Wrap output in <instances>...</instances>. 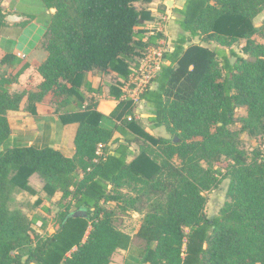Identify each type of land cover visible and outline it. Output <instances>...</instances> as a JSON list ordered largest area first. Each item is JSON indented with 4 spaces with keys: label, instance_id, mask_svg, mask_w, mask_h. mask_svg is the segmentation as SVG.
<instances>
[{
    "label": "trees",
    "instance_id": "obj_1",
    "mask_svg": "<svg viewBox=\"0 0 264 264\" xmlns=\"http://www.w3.org/2000/svg\"><path fill=\"white\" fill-rule=\"evenodd\" d=\"M148 1L41 0L55 11L46 24L47 57L37 67V89L10 92L6 83L12 79L0 82V264H109L131 242L114 207L142 213L135 232L143 243L142 262L264 264V154L258 149L248 159L232 127L236 109L245 107L242 129L264 134V17L258 26L253 21L264 0H185L177 10L181 33L163 51L150 79L154 87L147 84L138 93L152 113L149 125L163 126L171 137L145 130L136 104L119 88L141 52L164 39L161 32L145 37L136 29L151 19L136 3ZM5 15L0 5V28ZM241 39L250 59L231 47ZM92 70L123 80L109 85L117 104L107 115L80 90L84 85L101 92L102 84L94 89L84 80ZM48 92L56 111L75 106L61 115L63 123H78L73 157L52 147L5 146L7 111L18 109L24 95L34 104ZM104 118L115 121L112 129L100 125ZM115 131L123 141L113 139ZM133 142L139 150L128 161ZM34 173L48 196L60 193L57 228L44 235L34 228L36 219L11 205L17 189L36 194L28 183ZM221 175L227 200L208 217L203 193ZM110 201L116 205L106 206ZM39 227L45 230L46 223Z\"/></svg>",
    "mask_w": 264,
    "mask_h": 264
},
{
    "label": "crops",
    "instance_id": "obj_2",
    "mask_svg": "<svg viewBox=\"0 0 264 264\" xmlns=\"http://www.w3.org/2000/svg\"><path fill=\"white\" fill-rule=\"evenodd\" d=\"M184 2L185 0L137 2L136 5L138 7H144L150 11L151 19L145 20L136 29L143 30L145 37L155 32H161L164 35V39H157L156 46L171 49L173 40L181 33L178 22L181 16L177 10L182 8ZM0 5L6 14L5 25L0 28V82L12 79L9 83H6L10 92L35 91L37 84L41 80L37 67L47 57V51L43 47L46 24L55 9L45 8L41 0H0ZM260 14L253 19L254 24L257 26L261 24L264 17H261L260 23H256ZM185 35H188V33L186 32ZM193 39L192 42L198 41V39ZM23 66L25 67L21 70ZM84 80L89 82L94 89H97L102 84L100 93L89 92L84 85L80 87V90L85 95V101L93 98L97 102V110L107 115L117 104V100L109 94V85H113L117 81L120 83L123 80L114 72L102 74L97 70L86 72ZM123 85L122 83L119 86L121 90ZM151 86L154 87V85ZM139 102L148 111L146 114L148 120V117L152 115L150 108L145 105L143 100ZM55 108L51 92H48L40 101L34 104H30L27 95H24L18 109L7 111L10 133L5 141V146L32 145L39 148L52 147L59 150L66 157H73L75 154L74 137L78 123H63L61 115L65 110L75 109V106L71 104L57 111ZM100 125L112 129L115 121L104 118L101 120ZM114 138H119V141H123L122 135L117 131L113 134ZM116 145L117 143L113 147ZM130 148L132 147L130 146ZM1 149L2 146H0ZM134 155L136 154L129 155L127 160H131ZM28 183L36 190V194L33 195L25 190L17 189L13 193L14 200L11 205L21 209L29 218L36 219L37 222L38 215L44 210L48 211L50 201L58 200L60 193L56 192L53 196H48L43 191V182L36 173L29 177ZM38 198L42 199L40 204L35 203ZM114 205H116L115 202ZM29 209H31V216L28 212ZM124 211L138 214L134 210L126 209ZM38 223L39 227L42 221H38ZM139 223L140 221L137 222L133 234L129 233L126 228L119 226L121 230L130 234L131 242L127 249H117L113 253L109 264H149L142 262L143 243L141 239L135 236ZM55 229H49L47 225L45 228L48 233H52ZM138 242L141 243L139 247H137Z\"/></svg>",
    "mask_w": 264,
    "mask_h": 264
},
{
    "label": "rangeland",
    "instance_id": "obj_3",
    "mask_svg": "<svg viewBox=\"0 0 264 264\" xmlns=\"http://www.w3.org/2000/svg\"><path fill=\"white\" fill-rule=\"evenodd\" d=\"M264 16V10L261 12L259 18L256 20V23H260L261 22V17ZM260 19V20H259ZM193 40H197L193 39ZM255 40L259 41V42H263L262 40H260L257 36L255 37ZM197 42V41H196ZM244 44V40H238L236 42H234L232 44V49H234V51L239 54L244 56L247 59H250L249 56H247V54H244L242 52V45ZM208 47H213L214 42L212 43H208L207 44ZM226 53L228 54L230 61L234 62L235 61V57L231 56L229 53V47L228 46H222ZM152 49L154 50H158L160 49L161 51H163V47H157V46H148L146 47L142 52H141V56L137 57V62L138 65L140 64H145V71L142 74H138L137 76V82L141 83V85H144V83H148L149 79L152 75L151 70L148 68L149 62L146 59L147 54H149ZM34 85V84H33ZM153 85V83L151 84ZM123 89L125 88L124 86L122 87ZM141 102L137 101L136 103V108H135V115L137 116V119L140 121V123L142 124V126L145 128V130H147L149 133H151L152 135L156 136V137H171V134L163 127H151L148 123L147 120V113L148 111L146 110L145 106L143 104H140ZM143 114V115H142ZM247 114L246 108L245 107H239L236 109L235 112V121L232 124V127L238 132V140H239V146L240 148L244 151L245 156L249 159L252 154L253 151L255 150H260L262 154H264V134L263 133H258V134H252L249 133L247 130L242 129L243 127V122H242V118H244ZM142 115V116H141ZM130 146L132 148L131 151L132 153L130 154V156L132 154H136L139 150V147L136 143H131ZM226 185H227V179L223 177V175L219 176V181L217 182V184L214 186V188L208 190V191H204V195L206 196L207 202H206V206H205V213L208 217H213L215 215H217L219 213V209L221 208V206L223 205V203L227 200L226 198ZM128 190H130V188H126L124 187L121 191L122 193H125L126 195H128L130 192H128ZM57 201L58 200H51L49 203V207H48V211L44 210L42 211L39 215L37 220L38 221H42L45 222L46 225L48 226L49 229L52 228H56L57 226V219L55 217L56 215V210L58 209L57 206ZM111 203V204H110ZM108 207H113L114 202L110 201L108 204H106ZM115 208V212H116V223L118 224V226H122L121 228H126V230H128L129 233L133 234V230H135L137 222L140 221L142 219V213H128L126 211H124V209H120L118 207H114ZM29 215L31 216V209L28 210ZM38 221L36 222V224L34 225L35 229L41 234L44 235L45 233H47L46 230H41L40 227H38L37 224ZM136 243V241H135ZM140 242L137 243V247L140 246Z\"/></svg>",
    "mask_w": 264,
    "mask_h": 264
},
{
    "label": "built area",
    "instance_id": "obj_4",
    "mask_svg": "<svg viewBox=\"0 0 264 264\" xmlns=\"http://www.w3.org/2000/svg\"><path fill=\"white\" fill-rule=\"evenodd\" d=\"M165 50V48H163V51ZM163 51H161L160 49L158 50H153L147 54L146 59L149 62L148 68L151 70L152 75L150 77V79L155 75V73L158 71L160 64L162 62V53ZM145 64H140L137 67H133L131 74L129 75V78L123 82V86L125 87L124 89H122L123 94L122 97L123 98H129L131 99L134 103H136L137 101H140L138 98V93L147 85L150 84V79L148 83H144V85H141V83L137 82V76L138 74H142L144 73V69H145ZM102 147L103 145L99 144L97 147V153L101 154L102 153Z\"/></svg>",
    "mask_w": 264,
    "mask_h": 264
},
{
    "label": "water",
    "instance_id": "obj_5",
    "mask_svg": "<svg viewBox=\"0 0 264 264\" xmlns=\"http://www.w3.org/2000/svg\"><path fill=\"white\" fill-rule=\"evenodd\" d=\"M174 140H176V137H174Z\"/></svg>",
    "mask_w": 264,
    "mask_h": 264
}]
</instances>
